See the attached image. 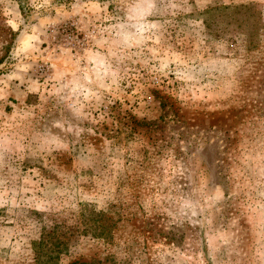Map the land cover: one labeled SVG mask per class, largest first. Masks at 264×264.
Here are the masks:
<instances>
[{
	"label": "rangeland",
	"instance_id": "1",
	"mask_svg": "<svg viewBox=\"0 0 264 264\" xmlns=\"http://www.w3.org/2000/svg\"><path fill=\"white\" fill-rule=\"evenodd\" d=\"M0 264H264V0H0Z\"/></svg>",
	"mask_w": 264,
	"mask_h": 264
},
{
	"label": "trees",
	"instance_id": "2",
	"mask_svg": "<svg viewBox=\"0 0 264 264\" xmlns=\"http://www.w3.org/2000/svg\"><path fill=\"white\" fill-rule=\"evenodd\" d=\"M98 1H107V0H98Z\"/></svg>",
	"mask_w": 264,
	"mask_h": 264
}]
</instances>
